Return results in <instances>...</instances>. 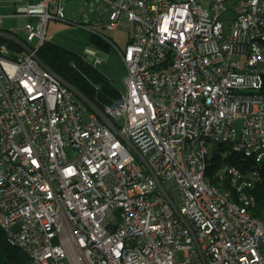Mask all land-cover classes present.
<instances>
[{
    "label": "built area",
    "instance_id": "built-area-1",
    "mask_svg": "<svg viewBox=\"0 0 264 264\" xmlns=\"http://www.w3.org/2000/svg\"><path fill=\"white\" fill-rule=\"evenodd\" d=\"M109 8V28L134 29L121 50L125 88L104 111L191 222L206 264H264L251 192L264 165V0H101L99 11ZM6 15L23 19L27 43L38 37L32 52L0 44V227L9 244L31 264H204L155 176L36 59L49 22L65 17L63 0L0 13L2 29ZM218 143L253 162L246 172L226 167L235 191L207 178Z\"/></svg>",
    "mask_w": 264,
    "mask_h": 264
},
{
    "label": "trees",
    "instance_id": "trees-1",
    "mask_svg": "<svg viewBox=\"0 0 264 264\" xmlns=\"http://www.w3.org/2000/svg\"><path fill=\"white\" fill-rule=\"evenodd\" d=\"M26 1L35 2L37 0ZM91 41L104 51H109L114 45L110 37L97 32L92 33ZM2 43L8 44L17 52H24L21 45L0 37V44ZM38 54L57 73L79 87L103 110L106 104L120 96L121 89L102 70L90 62L84 54L72 51L51 39H46L42 43L38 49ZM208 160L207 178L222 191H235L226 169L227 166L235 165L246 172L253 164L251 159L246 158L241 152L233 150L231 145L226 143L214 144ZM251 192L256 195V203L252 212L256 217L264 219V165L261 168V179L255 183ZM0 264H31V258L28 254L9 244L1 227Z\"/></svg>",
    "mask_w": 264,
    "mask_h": 264
},
{
    "label": "rangeland",
    "instance_id": "rangeland-1",
    "mask_svg": "<svg viewBox=\"0 0 264 264\" xmlns=\"http://www.w3.org/2000/svg\"><path fill=\"white\" fill-rule=\"evenodd\" d=\"M24 0H0V13H9L14 11L18 5L25 4ZM64 19H52L47 27V38L68 49L82 53L90 62L95 61L96 51L104 56L102 62L96 66L102 70L120 89L125 88V77L127 67L122 57L121 50H125L131 35L133 34L134 24L132 21H125L116 29L109 28L107 21L111 13V8L105 12H100L101 0H63ZM234 15L232 9L224 12L221 19L225 25ZM4 29L13 31L24 40H28V31L20 23V17L15 15H6L1 24ZM97 32L110 37L114 45L109 51L94 45L91 41L92 33ZM32 46H37L38 37L28 41ZM88 112L85 113V116ZM207 241V239H206ZM205 241V242H206ZM183 250H179L177 256L182 259Z\"/></svg>",
    "mask_w": 264,
    "mask_h": 264
},
{
    "label": "water",
    "instance_id": "water-1",
    "mask_svg": "<svg viewBox=\"0 0 264 264\" xmlns=\"http://www.w3.org/2000/svg\"><path fill=\"white\" fill-rule=\"evenodd\" d=\"M0 37L6 38L10 41H13L23 47V49L27 52H32L33 48L21 37H19L17 34H15L12 31L2 29L0 28ZM35 57L38 60V62L47 70L51 71L53 74H55L65 85H67L69 88H71L77 97L82 99L94 112L97 113V115L109 126L111 127L119 136H121L124 141L129 145V147L136 153V155L141 159V161L145 164L147 169L155 176L157 180V184L159 189L162 191V193L165 195L167 200L172 204V207L174 208L176 214L180 217L182 222L190 229L191 233L193 234L197 249L201 255V258L203 260V263L206 264V256L204 254V251L201 247V244L198 240V237L196 235V232L191 224V222L184 216V214L179 209L178 204L174 201L172 196L169 194L163 183L161 182L158 175L155 173L154 169L148 162V160L145 158V156L142 154V152L137 148V146L128 138L115 124V122L107 115V113L99 107L89 96H87L79 87L65 79L63 76H61L59 73H57L49 64H47L38 53H35Z\"/></svg>",
    "mask_w": 264,
    "mask_h": 264
},
{
    "label": "crops",
    "instance_id": "crops-1",
    "mask_svg": "<svg viewBox=\"0 0 264 264\" xmlns=\"http://www.w3.org/2000/svg\"><path fill=\"white\" fill-rule=\"evenodd\" d=\"M11 12H13V11H11ZM11 12H9V13H2V14H10ZM20 23H21V25H23V19L22 18H20Z\"/></svg>",
    "mask_w": 264,
    "mask_h": 264
}]
</instances>
